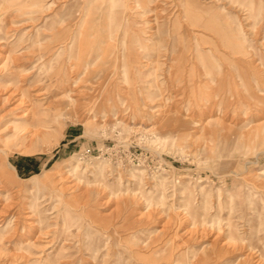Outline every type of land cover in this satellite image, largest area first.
<instances>
[{"label": "rangeland", "instance_id": "1", "mask_svg": "<svg viewBox=\"0 0 264 264\" xmlns=\"http://www.w3.org/2000/svg\"><path fill=\"white\" fill-rule=\"evenodd\" d=\"M138 3L0 0V264H264V0Z\"/></svg>", "mask_w": 264, "mask_h": 264}, {"label": "bare ground", "instance_id": "2", "mask_svg": "<svg viewBox=\"0 0 264 264\" xmlns=\"http://www.w3.org/2000/svg\"><path fill=\"white\" fill-rule=\"evenodd\" d=\"M138 5H140V4H142V0H138ZM171 2H169V4H170ZM172 4V3H171ZM142 5H144V4H142ZM143 7V6H142ZM175 7V6H174ZM164 9V8H163ZM149 10H150V8H149ZM151 10H152V8H151ZM153 11V10H152ZM151 12V11H150ZM178 15V14H177ZM174 20L175 21H177L178 22V16H176L175 18H174ZM161 33L162 34H165V35H168L169 36V31L166 29H164V30H162L161 31ZM170 35H172V41L174 42L173 44H172V47H171V50L173 51V53H175L174 51H175V47H176V41H175V36H174V33H172V34H170ZM126 37V36H125ZM76 38H77V36H74V38H73V42L76 40ZM100 40H103V38H101ZM132 43H134L133 45H132V48L134 47V46H136V45H138V47L139 48H141V50L144 52V53H146V57L148 58V57H150L149 55H152L151 53H152V51H154V48H152V45L151 44H143V43H141L138 39H136V38H133L132 39ZM138 43V44H137ZM123 45H125L124 43H123ZM150 47V48H149ZM99 48V47H98ZM99 50V49H98ZM182 49H180L179 48V52L181 51ZM126 52H127V50H125ZM178 52V53H179ZM172 53V52H171ZM177 53V54H178ZM176 54V53H175ZM179 56H181L182 54H178ZM179 59V58H178ZM181 59V58H180ZM258 60L259 61H257V63L259 62V63H263V60H262V58H258ZM258 63V64H259ZM213 67V66H212ZM263 67V66H262ZM178 68V67H177ZM180 68V67H179ZM174 69H175V67H174ZM217 69H220L219 68V66H217ZM169 71V70H168ZM243 75V76H242ZM174 76H177L176 77V80H178L179 79V77H180V70H178V73L176 72V69H175V71H174ZM241 77H242V79H243V82L245 83V80H246V78H244L245 77V74H241ZM173 85V84H172ZM156 86V85H155ZM176 96V95H175ZM9 164V163H8ZM9 166L13 169V166L11 165V164H9ZM104 166H102V168H103ZM71 171H73V170H71ZM70 171V172H71ZM138 171V170H137ZM137 193V192H136ZM38 200V197L36 198L35 197V200ZM258 250V249H257ZM260 251V250H259Z\"/></svg>", "mask_w": 264, "mask_h": 264}]
</instances>
